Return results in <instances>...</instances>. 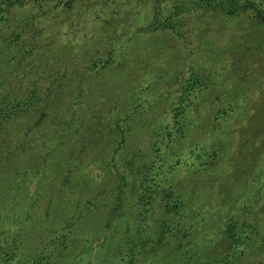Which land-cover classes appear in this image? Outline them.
<instances>
[{
	"label": "trees",
	"instance_id": "trees-1",
	"mask_svg": "<svg viewBox=\"0 0 264 264\" xmlns=\"http://www.w3.org/2000/svg\"><path fill=\"white\" fill-rule=\"evenodd\" d=\"M125 1L0 0V88L4 89L0 91V264H10L28 237L26 230L12 231L8 222L18 221L15 184L23 176L30 156L21 160L22 153H17L20 165L15 166L13 172L8 169L6 153L11 139L7 132L17 127L20 121L27 122L35 112H39L37 122L42 121L48 114L46 99H53L54 93L52 88L40 93L37 80L24 97L15 96L10 87L18 76L22 61L33 56L35 48L40 47L36 40L38 35L32 33L28 46L24 43L25 26L19 30V24L16 28L10 25L13 13L27 7L37 11L34 20L52 14V22H58L55 27L65 24L72 14L76 16L75 24H84L81 29L78 25V36L67 37V40L77 42L72 43L75 45L71 58L75 64L72 68L66 66L58 75V79L65 77L67 81L77 83L78 103L99 77L121 69L124 79L131 80L130 88L136 94L134 100L150 120L149 135L155 136L151 138V153L139 147L122 161L116 160L114 154L127 142L120 122L116 121L115 128L123 137L114 154L109 155V161L96 165L103 170L117 163L124 165L121 173L117 169L112 202L108 200L106 189L96 188L88 195H83L80 189L77 193V187L87 185V182L74 180L71 168L63 176L53 172L49 178L47 158L42 165L40 159H36L31 176L38 196L42 195L41 188H46L49 179L45 215L50 217L54 208L64 217L63 223L52 229L51 240L65 239L64 229L93 216L96 219L94 227L84 235L83 242L89 244L95 239L93 237L103 238V255L119 242L115 244L118 247L110 264H250L248 258L264 256V234L260 236L255 220L243 216L252 209L248 202L257 203L261 198L264 214V178L257 181L255 192H249L248 202L239 197L243 193L232 184L240 177L249 178L264 158V0H146L144 5H149L151 14L147 22L137 25L134 35L122 33L117 37L109 23L117 21L115 14ZM137 4L140 5L138 1ZM191 21L195 28L192 36L186 31ZM26 26H34V23ZM141 33L151 37L143 50L131 54L127 64L124 49L134 41V36ZM182 47H186L185 50L182 51ZM199 52H205L215 63L214 59L230 56L234 72L237 71L236 78L230 82L233 84L222 82L217 85L216 78L203 70L206 64L198 65L195 61ZM36 55L39 57L42 53ZM212 86L216 88L211 94ZM254 91L258 97L253 102L248 101L247 97ZM173 94H177L178 100L174 97L170 101ZM93 96L98 97V94L93 93ZM169 102L170 107L166 106ZM195 105L201 108H197L193 119ZM168 109L172 110V118L158 122L168 114ZM131 115L132 112L125 111V118L130 119ZM75 122L78 126L84 125L85 116L77 119L73 114L64 124L66 127H61L58 134L46 140L54 139L56 149L62 146L71 138ZM32 127L27 126L28 130ZM193 129L201 140L190 149L193 162L189 163L177 150ZM233 144L235 150L230 152L229 172L219 175L218 185L204 182L207 177L211 180L217 176L213 171ZM87 145L84 140L80 151H84ZM71 155L70 158L78 159L79 154ZM186 167L184 176L175 172ZM26 178L28 176L24 175L23 179ZM190 182L191 190L195 187L201 189L191 193L195 201L185 191ZM66 186H73L69 189L77 196L76 202L67 209L61 207L65 206ZM204 191L211 195L215 192V199L221 203L218 216L230 214L228 218L208 222V215L214 212H211V202L206 204L209 196ZM55 202H60L57 208ZM35 204L36 200L32 201L30 209ZM197 204L201 209L206 207L207 212L199 211ZM130 209H137V213ZM27 216H31L30 212ZM120 219L125 225L117 227L116 221ZM59 245L66 247L67 242L62 241ZM57 254L65 253L53 248L48 255L36 258L33 264H54ZM76 258L83 260L85 256ZM63 263L72 264L71 256Z\"/></svg>",
	"mask_w": 264,
	"mask_h": 264
},
{
	"label": "rangeland",
	"instance_id": "rangeland-1",
	"mask_svg": "<svg viewBox=\"0 0 264 264\" xmlns=\"http://www.w3.org/2000/svg\"><path fill=\"white\" fill-rule=\"evenodd\" d=\"M137 1L140 5L137 4ZM145 2L146 0L125 1V3L121 5V10L115 14L117 21L109 23L110 27L112 26V28H114L113 34H117V37H119L122 33H124L125 36L137 33V25H143L151 15L149 13V5H144ZM113 6L115 5L113 4ZM36 13L37 11H34L33 7H27L17 9L11 16L13 22L11 21L10 25H12V27L16 28L17 24H19L20 27H17V29L21 30V27L25 26L24 43L28 46L30 45L33 33L38 35L36 40L42 50H40V47H36L33 56H29L22 61L18 76L11 82L10 87L15 96L24 97L32 87V84L37 80L39 84L37 88L40 93L43 91L47 92V88H52L54 93L53 99H46L48 103V114L42 121L37 122L39 112H35L33 117L27 122L26 120H22L17 127L7 132V137L11 139L9 143L10 147L8 146L9 152L6 153L8 156V169L13 172L15 166L18 167L20 165V159H24L26 155L30 156V161L28 162V166L24 169L23 176H21L15 184L17 186H15L14 196L18 204L17 216L19 214V218L18 221L15 219L14 221L8 222L12 231L20 232L26 230L28 237L26 236L27 240H25L24 244L21 246V251L19 253L17 252L16 258L10 264H33L36 258L48 255L53 248L65 253L63 255L57 254V260L54 264H66L63 263V261H65L68 256H71L72 264H110L114 259L113 257L118 247V245L115 244L119 242H113L114 245L111 246L110 250H108V253L105 255H103V248H101L103 238L100 240L98 237H93L95 239L91 242L89 241V244H86L85 241L83 242L85 236L94 227L96 219L93 218V216L90 217L88 221H78L76 225L64 229L65 239L61 237L54 241L51 240L50 235L52 229L62 224V219H64V217L58 213V209L54 208L52 209V215L50 217L45 215V209L47 208L49 199V179H47L46 188H41L42 195L38 196L35 192L36 185L35 181H33L34 178L32 180L31 176L33 173V162L36 159H40L39 163L42 165L44 158H47V162L49 163H46L50 165L49 178L53 172L58 173L57 175H59V177L63 176L68 172V168H71L74 180L78 181L82 179L87 182V185L81 184L77 187V193H79L78 191L80 189L83 195L92 193L97 190L96 188L106 189L108 191V200L112 202L114 194L111 192L116 189L117 169L121 173L124 170V165L117 163L114 167L111 165L105 170L98 169L96 165H101L103 161L105 163L109 161V155L112 153L114 154L116 147L123 137L120 131H117L115 128L116 121L120 122L127 141L123 144L122 149L114 154L116 160L122 161L131 151L139 147L151 153V138L155 136L149 135V130L151 128V126H149L150 120L147 115L144 114L143 109L139 108L137 101L134 100L136 94L132 92L130 88L132 86L131 80L126 77L124 79L121 69L112 70L99 77L95 84L90 86L83 93V100L78 103L77 83L70 80L67 81L65 77H60L58 79V75L59 72H63L66 69V66L72 68L75 64L71 56L73 55L72 46L77 42H71L67 40V37L78 36V25L80 24L78 22L76 23L77 25L74 23V21H76V16L72 14L65 24H58V26L55 27L58 22H52V14L44 15L34 20V15H36ZM129 13L134 15L131 17L132 14L130 15ZM29 23H34V26H26ZM83 25L82 23L79 29H81ZM194 29L193 21H191V25L186 27V31L192 36L194 34ZM84 37H86V35H84ZM150 37V34H142L138 37L134 36V41L130 42L124 49L126 53L123 57L127 58V64L131 54L143 50L145 48L144 45ZM185 43L188 44L187 42ZM78 46L77 44V47ZM185 48L186 47H182L181 50L183 51ZM40 52L42 55L37 57L36 54ZM212 59L213 58L209 57L205 52H199L195 61L198 65L200 63L206 64V66L203 65L205 66L202 67L203 70H206L212 77L216 78L217 85H222V82H227L229 85H232L233 83L230 82L236 78L237 71L234 72L235 68L230 56L214 59L217 61L216 63L213 62ZM236 69L239 68L236 67ZM217 78L222 80H218ZM252 79H254V77H252ZM214 88L216 87L212 86L211 94L214 93ZM0 89V91H4L2 87ZM93 93H97L98 97L93 96ZM250 95L251 96L247 97V100L251 102L258 97V93L255 91L250 93ZM174 97L177 99V94H173L170 97V101L173 100ZM166 106L170 107L171 102ZM194 108L195 113L192 114L193 119H195L197 115V108L200 109L201 107L195 105ZM127 110L132 112L130 119L125 118V111ZM167 112L168 114L160 118L158 122L172 118V110L168 109ZM73 114L77 116V119L85 116L86 123L78 126V123L75 122V125L73 124L74 127L72 129L71 138H68L62 146L56 149V147H54V139L46 140V138L53 134H58V130H61V127H66L67 125L65 126L64 124L72 118ZM128 123L130 124L127 125ZM28 125H32L33 127L28 130ZM233 134L230 135L231 138H233ZM197 135L198 133L194 131V129L189 131L187 135L189 137L184 138L183 142L180 144L181 148L177 150L184 159L189 161V163L191 161L193 162L189 155L190 149L196 142L201 140ZM84 140L87 141L88 145L84 147V151H80ZM231 141L235 143L234 140ZM227 150L228 152L225 154L224 160L221 163L219 162L215 171H213V174L217 176L211 177V180L207 177L204 179V182H209L211 185H218L220 182L219 175L221 176V174H227L229 172L231 169L229 159L231 153L235 150L234 144ZM14 152L16 153L14 154ZM17 153H22L21 158L19 157L20 155L17 156ZM71 154H79L77 157L78 159L74 160L70 158V156H72ZM150 155L153 154H149L148 156ZM260 162L263 163H259L258 170L253 172L249 178L244 179L240 177L237 183L232 182L233 186L235 185V189L243 193V195L239 197L242 200L244 199V201L248 202L249 192H255L257 181L264 178V158H262ZM75 164H77L78 167H76ZM187 169L188 167L185 169L179 168L175 170V172H178L180 176H184V174L187 173ZM195 170L196 167H194V173H196ZM210 173L212 174V171H210ZM11 174L12 173H10V175ZM189 174L192 173L189 172ZM24 175H27L28 178L23 179ZM232 180L236 181L234 177H232ZM198 181H195V183ZM191 185L192 182L189 183L185 191H187L189 194L188 196L192 199L193 196L191 193L199 192L201 189L195 187L194 190H191ZM71 187L73 186H66L64 189V196L66 195V198L64 199L65 206L61 205L62 208H70V205L76 202L77 196L71 194L69 189ZM54 190L55 189H53V191ZM203 193L209 196L206 198V201H209L206 202V204L211 202V212H214L212 215H208V222H212L216 219L221 222L222 217L228 218L230 216V214L218 216L221 203L215 199V192L212 195L208 191H204ZM34 200H36V204L30 209L31 202ZM261 200L262 198L257 203L248 202V205L252 206V209L250 212L243 215L258 223L260 236L264 234V214L261 211ZM193 201H195L194 198ZM60 202L54 203L55 208L59 206ZM129 205H131V203H129ZM238 206L236 207L237 209ZM199 207L200 206L196 207L200 209L199 211L205 210L207 212L206 207L203 206L202 209ZM66 209H64L63 214ZM243 210L244 209L239 211L243 212ZM131 211L132 213H137V209ZM27 212L31 214L30 217L27 216L28 218L26 217ZM124 222L125 221H121L120 219L116 221V226L121 227ZM221 224H224V221ZM118 238V235H116L115 240ZM62 241L67 242L66 247L59 245ZM79 255H84L85 259L78 260L76 257H79ZM247 262L250 264H264V256L250 257Z\"/></svg>",
	"mask_w": 264,
	"mask_h": 264
}]
</instances>
